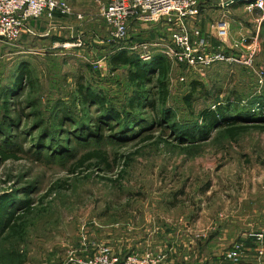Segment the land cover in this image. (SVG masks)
<instances>
[{"label": "rangeland", "instance_id": "374dc122", "mask_svg": "<svg viewBox=\"0 0 264 264\" xmlns=\"http://www.w3.org/2000/svg\"><path fill=\"white\" fill-rule=\"evenodd\" d=\"M66 1L70 14L33 19L43 20L42 26L31 28L30 34L22 33L15 41L0 38V90L13 86L19 64L29 71L21 90L8 98V114L17 123L7 130V146L16 150L18 158L1 162L0 194L11 193L31 202L29 211H19L22 238L12 236L1 242L0 264H64L68 251L89 254L107 238L116 240L124 229L135 231L134 225L146 227L151 221L167 224L178 241L193 240L188 258L192 263L205 256L198 247L205 238L201 243V236L195 234L207 229V237L213 234V226H231L235 233L226 236L235 242H242L243 234L262 232L264 236V74L259 82L249 68L215 63L200 76L171 62L166 75L167 105L173 112L169 122L177 124L174 130L154 126L135 139L120 141L113 137L114 127L110 132L100 125L96 137L83 138L88 130L76 129L70 121L59 124L54 118L57 100L66 103L76 116H97L95 106L75 102L78 75L83 74L85 82L91 81L120 107H126L132 92L125 66L106 64L107 69L99 72L87 58L105 55L109 61L112 54L125 50L148 61L162 51L149 46L143 52L140 45L167 40L168 30L160 24L131 20L126 37L118 40L100 14L101 6L109 0ZM215 2L206 0L204 4L210 7L205 8V19L199 24L212 47L218 44L212 24L221 17ZM241 7L240 2L231 6L224 17L229 36L238 39L247 32L252 41L258 29L254 60L264 71V19L259 25L258 12ZM155 79L153 76L146 85L152 93ZM193 81L202 83L203 89L193 93L188 106L182 98ZM225 105L227 115L246 114L250 109L260 122L245 123L248 129L234 139L220 124L210 130L206 140H181L179 132L195 126L202 108ZM160 108L157 103L152 110H131L154 119ZM90 125L95 127L93 122ZM43 127L64 130L61 140L50 144L56 152L50 153L41 143L36 146ZM3 137L0 135V141ZM93 148L106 149V165L86 162L72 166L81 153Z\"/></svg>", "mask_w": 264, "mask_h": 264}, {"label": "built area", "instance_id": "2783aa9c", "mask_svg": "<svg viewBox=\"0 0 264 264\" xmlns=\"http://www.w3.org/2000/svg\"><path fill=\"white\" fill-rule=\"evenodd\" d=\"M215 1L221 9V17L212 24L213 35L218 41L213 47L200 37V29L196 26L200 12L198 0H109L101 6L100 14L112 37L118 40L126 37L131 20L146 24L162 23L168 30L167 40L162 39L155 44L142 43L141 50L147 52L149 46H158L170 62L186 72L203 76L215 63L238 64L251 69L261 82L264 71L256 66L254 60L258 48V29L252 41L249 40L251 36L247 32L238 39H231L229 24L224 17L228 9L239 2ZM240 5L246 12L257 11V22L260 25L264 19V0H249ZM71 11V6L66 0H0V38L15 41L22 33H32V30L25 26L28 19H36L43 14L52 18L56 13L67 15ZM77 17L82 18V15L77 14ZM144 56H147V53H143ZM106 59L105 55H99L89 57L87 61L96 70L103 72L107 69ZM180 79L182 81V78ZM252 235L259 243L258 253L262 254L263 233ZM244 251L243 242L237 241L225 251L224 257L228 261L238 263ZM163 257L150 251L119 255L107 244L100 243L96 244L89 254L76 255L73 251H68L64 264H161Z\"/></svg>", "mask_w": 264, "mask_h": 264}, {"label": "trees", "instance_id": "16d2710c", "mask_svg": "<svg viewBox=\"0 0 264 264\" xmlns=\"http://www.w3.org/2000/svg\"><path fill=\"white\" fill-rule=\"evenodd\" d=\"M108 63L111 68H117L119 66H125L127 68V81L132 87V92L127 98L126 107L115 105L102 89L92 86L91 81L85 82V76L80 74L75 81V102L83 107L95 106L97 116L95 119L89 118V115L86 114L76 116L69 111L71 108L66 103L57 100L54 102V109L57 110L54 118L58 119V123L61 124L63 121H70L75 125L76 129L78 127V129H83V131L86 129L89 133H93L91 135H88L89 133L84 134L83 138L96 137L95 133L97 131L99 132L96 126H105L110 132H112V128L114 127L115 130L113 132L115 135L113 137H117L120 141L135 139L154 126L161 127L166 125L171 126V130H174L177 124L176 122H169L173 118V112L170 106L167 105L168 83L166 75L170 62L165 55L163 53L157 54L152 56L150 60L145 61L136 55L126 53L125 50H119L110 56ZM27 68L25 64H19L13 86L0 90V96L2 98V103L0 104V135L4 136L0 141V164L3 161L18 158L16 150H11L7 146L10 138V132L7 130L14 123H17V119L10 118L8 114L10 102L8 98L15 96L17 90L18 92L21 90L23 80L29 74ZM153 76H156L155 83L151 87L154 93H152L150 88H146V85L152 82ZM201 86L202 83H197L196 81L190 83V92L183 95L182 98L188 106L191 105L193 93L203 89ZM150 94L153 95V99L150 98ZM157 103H160L161 108L157 112L158 116L154 119H146L141 113L134 112L132 111L133 109L131 110V108L142 107L152 110L156 108ZM246 110L247 113H243L244 115H227L226 113L229 110L226 105L204 107L199 111L197 120L194 121L195 126L188 127L184 131L179 132L181 140L183 142L206 140L208 139L210 130L220 124L224 125L222 127H224V131L228 136L234 139L239 133L248 129L245 123L260 122L254 113L250 112V109ZM91 122L94 123L95 127H91ZM168 123L169 125H167ZM73 129L72 131L74 132ZM41 130L38 134L36 146L38 147L39 143H41L43 148L49 149L50 153L56 152L55 147L53 145L50 146V144L52 141L61 140L60 136L64 133V130H54L47 127H43ZM86 162L88 164L94 162V166L97 167L102 164L106 165V149L93 148L86 150L77 157L72 166L81 167ZM124 162L126 163V161ZM25 194L28 195L29 191H26ZM30 203L28 199H18L11 193L0 194V244L3 240L12 236L19 239L22 238L24 228L23 223H21L19 211L24 209L29 211L31 209Z\"/></svg>", "mask_w": 264, "mask_h": 264}, {"label": "crops", "instance_id": "0c3cea01", "mask_svg": "<svg viewBox=\"0 0 264 264\" xmlns=\"http://www.w3.org/2000/svg\"><path fill=\"white\" fill-rule=\"evenodd\" d=\"M205 2L206 0H198L200 9L197 20L198 27L199 24L205 19V14L207 13L205 8L208 7L209 10L210 7V5L204 4ZM215 6L218 8L219 13H221V9L217 6V4H215ZM58 15L60 14H54L51 19ZM40 17L49 18L46 14H43ZM41 21L43 20H39L37 22L33 19H28L25 23V26L26 28L28 27L30 29H39V27L42 26ZM155 24L162 25L160 22ZM200 28L201 27H199V29ZM238 36L239 35H236V38ZM200 37L203 38L206 43H210V39H208L206 33L201 29ZM213 39L216 41V43H218L215 37ZM106 64L109 65L108 59H106ZM146 218L149 217L146 216ZM125 225L128 226L129 224L125 223ZM140 225L141 223L137 225V227L134 225L133 230L135 231L127 232V230H130V227L124 229L125 232L120 235L118 234V238H116V240L115 238H107L102 242L103 244L105 243L110 246L111 249L119 255H124L129 252L143 253L144 251H150L156 255H162L164 257L161 261V264H264V252L262 254L258 253L257 249L259 244L252 233L248 235L243 234L244 237L240 239L243 240L242 242L244 244L245 251L238 263H233L225 259V251L230 249L235 243L233 237L226 236L227 234L232 235L235 233V231L229 225H219L218 227L213 226V234H210L207 237V229L206 232L195 234V236H201V238H199L201 239V243L202 238H205L202 245L198 246L201 249V253H204L205 256L203 259H199L195 263L190 262L188 259L191 258L189 255L191 251L190 244H193V240L191 238H189L190 240L188 239V242L184 241V239L182 241H178V236H175L173 232L168 230L169 228L167 227V224H160L156 223L155 221H151L146 227Z\"/></svg>", "mask_w": 264, "mask_h": 264}, {"label": "water", "instance_id": "95a60500", "mask_svg": "<svg viewBox=\"0 0 264 264\" xmlns=\"http://www.w3.org/2000/svg\"><path fill=\"white\" fill-rule=\"evenodd\" d=\"M234 2H240V3H243V2H246V1H249V0H233Z\"/></svg>", "mask_w": 264, "mask_h": 264}]
</instances>
